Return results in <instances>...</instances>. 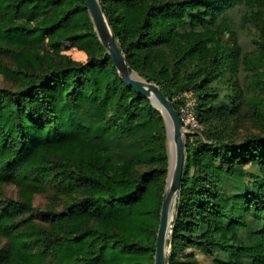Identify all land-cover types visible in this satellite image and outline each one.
Wrapping results in <instances>:
<instances>
[{
    "label": "trees",
    "instance_id": "1",
    "mask_svg": "<svg viewBox=\"0 0 264 264\" xmlns=\"http://www.w3.org/2000/svg\"><path fill=\"white\" fill-rule=\"evenodd\" d=\"M61 1L0 0V187L25 191L0 199V264H154L164 119L119 77L85 1ZM99 3L129 70L176 112L191 93L204 128L185 138L166 264H196L190 248L211 264H264V0ZM78 14L85 28L61 39ZM247 23L257 31L251 54L239 38ZM37 34L52 44L89 38L93 50L84 62L39 53ZM244 104L260 131L238 140L226 129ZM38 192L56 201L36 217Z\"/></svg>",
    "mask_w": 264,
    "mask_h": 264
},
{
    "label": "water",
    "instance_id": "2",
    "mask_svg": "<svg viewBox=\"0 0 264 264\" xmlns=\"http://www.w3.org/2000/svg\"><path fill=\"white\" fill-rule=\"evenodd\" d=\"M84 1L87 6L90 20L93 24V29L101 45L105 49V53L112 61L117 74L127 86L134 89L137 93L147 97L152 106L160 111L164 119L167 142L171 140L173 144L174 166L170 174V153L168 151V174L166 178L165 194L161 206L154 255V264H166V256L170 247L168 240L171 235V221L175 211L176 199L179 195L180 178L185 159L183 142L185 133L181 128L176 110L172 107L169 99L161 93L158 85L152 82H147L136 72L129 70L127 60L120 50L117 41L112 36L111 29L102 11L99 0ZM133 73H136L138 78H134Z\"/></svg>",
    "mask_w": 264,
    "mask_h": 264
},
{
    "label": "rangeland",
    "instance_id": "3",
    "mask_svg": "<svg viewBox=\"0 0 264 264\" xmlns=\"http://www.w3.org/2000/svg\"><path fill=\"white\" fill-rule=\"evenodd\" d=\"M71 3H72V0H62L60 3V6L68 8L70 7ZM52 15H53V11L47 12L42 17V21L44 22L49 21ZM82 16L83 14H78L76 16L69 18L64 23V31L60 35L61 39L69 32L78 31V30H82L85 28L84 25L78 21V18ZM1 20L2 18L0 16V21ZM239 38H240V43L243 47V50L247 54H251V52L254 51L257 45L256 44L257 31L254 25H252L251 23H247L246 27H244V25L240 26ZM34 41L36 44V50L39 53L50 50L56 54H65V55L70 56L74 60L82 61V62L86 60L88 53L93 50V44H92L91 39L89 38H85L77 42L59 40L58 42L52 44L53 38H48L41 34H37L34 36ZM239 74L241 77L243 72L241 71ZM241 81L243 85H247V82L244 79H241ZM6 85H7L6 81L0 75V86H6ZM249 95H252V93ZM192 97L194 99V106H195L196 98L193 95ZM246 99L250 100L252 98L246 97ZM242 107H243L242 108L243 110H242L241 115L238 116L236 119H232L227 124V129H226L227 131L231 129V131L235 134V137L238 140L248 134H259V131H260L259 122L256 121V119L254 118L252 109H248L246 104H244ZM203 129L204 128L201 125L200 130L195 134L201 135V132L203 131ZM186 136L187 135H185L183 138L184 143H185ZM166 141H167V138H166ZM168 146L169 145L167 142V149H168ZM24 195H25V191L23 190V188L18 187L13 184H3L0 187V199L11 198V199L20 201L23 199ZM32 195L33 197L31 200V206H32L31 213H33V215L36 217L41 215L43 211L47 209L48 206L52 205V202L56 201V199L52 196L53 195L52 192H40V193L38 192V193H33ZM58 203L60 204V202ZM58 208H60V206H58ZM2 243L3 242H1L0 245ZM189 250L192 251V253L194 254V258L197 261L196 264H211L210 256L203 255L199 253L197 250L192 249V248H190Z\"/></svg>",
    "mask_w": 264,
    "mask_h": 264
},
{
    "label": "built area",
    "instance_id": "4",
    "mask_svg": "<svg viewBox=\"0 0 264 264\" xmlns=\"http://www.w3.org/2000/svg\"><path fill=\"white\" fill-rule=\"evenodd\" d=\"M183 102L178 107V117L185 135L197 133L201 125L195 117L194 113V99L189 92H184L180 95Z\"/></svg>",
    "mask_w": 264,
    "mask_h": 264
},
{
    "label": "bare ground",
    "instance_id": "5",
    "mask_svg": "<svg viewBox=\"0 0 264 264\" xmlns=\"http://www.w3.org/2000/svg\"><path fill=\"white\" fill-rule=\"evenodd\" d=\"M133 77L134 78H138V76L136 75V73H133ZM168 151L170 153V167H169V173L171 174L172 170H173V166H174V157H173V144L171 142V140L168 141Z\"/></svg>",
    "mask_w": 264,
    "mask_h": 264
}]
</instances>
